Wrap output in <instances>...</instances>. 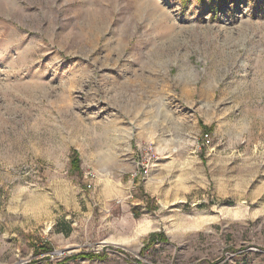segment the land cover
<instances>
[{"label":"rangeland","instance_id":"rangeland-1","mask_svg":"<svg viewBox=\"0 0 264 264\" xmlns=\"http://www.w3.org/2000/svg\"><path fill=\"white\" fill-rule=\"evenodd\" d=\"M0 264H264V0H0Z\"/></svg>","mask_w":264,"mask_h":264},{"label":"built area","instance_id":"built-area-1","mask_svg":"<svg viewBox=\"0 0 264 264\" xmlns=\"http://www.w3.org/2000/svg\"><path fill=\"white\" fill-rule=\"evenodd\" d=\"M211 144V135L208 133H205L202 135V146L205 147L207 145ZM146 161H144V163L142 164V169H143V175L144 176H148L149 175V165L146 163ZM134 176H138V173H136Z\"/></svg>","mask_w":264,"mask_h":264},{"label":"trees","instance_id":"trees-1","mask_svg":"<svg viewBox=\"0 0 264 264\" xmlns=\"http://www.w3.org/2000/svg\"><path fill=\"white\" fill-rule=\"evenodd\" d=\"M158 237H160V238H163L162 237V235H156V234H154V235H151L150 237H149V242H148V245L146 246V247H148V246H151V245H154L155 243H156V239L158 238ZM84 256V255H83ZM86 257V256H85ZM88 258L90 257L91 259H99V258H102L103 256H101L100 254H98V255H88L87 256ZM86 257V258H87Z\"/></svg>","mask_w":264,"mask_h":264}]
</instances>
